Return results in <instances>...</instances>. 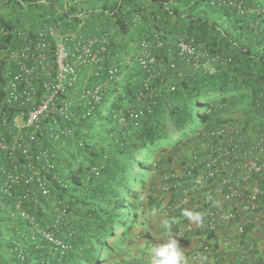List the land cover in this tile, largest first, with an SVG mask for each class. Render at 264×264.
Here are the masks:
<instances>
[{"label": "trees", "instance_id": "trees-1", "mask_svg": "<svg viewBox=\"0 0 264 264\" xmlns=\"http://www.w3.org/2000/svg\"><path fill=\"white\" fill-rule=\"evenodd\" d=\"M49 1L61 6L60 0ZM144 3L159 16H140L136 23L133 17ZM0 4H13L22 13L34 3L0 0ZM97 9L110 20L100 19ZM64 13L66 30L80 21ZM88 13L83 29L109 33L112 25L114 35H118L119 39L111 43L108 60L116 61L117 71L97 104L71 116L67 122L70 135H62L56 142H41L66 156V171L61 177L68 187L54 184L53 190L68 205L66 213L62 217L55 214L51 196L41 197L39 207L48 208L49 213L35 220L36 227H45L60 243L49 241L37 230L32 238L34 227L30 230L28 219L9 220L7 216L8 222L0 225V264H153L152 250L158 242L152 241L148 230L151 216L176 206L183 189L189 190L184 197H189L191 205L209 199L210 177L205 175L204 182L196 185V175L186 172L191 153L197 150L196 158H202L204 145L205 156L219 155L217 144L223 136L216 134L224 128H234L233 133L239 134L251 131L255 137L252 142L263 138L264 148V0H234L231 5L217 0H116L113 5L103 1ZM14 20L5 21L0 16V26L6 30L0 35V43H8L12 23H18ZM158 33L167 42L162 47L165 60H173L181 72L177 73L179 80L175 90L157 97L151 109L142 106L130 115V108L140 104L136 99L143 92L144 70L139 66L137 44ZM180 33L192 37L200 53L219 56L218 62L204 65L205 60L198 57L195 65L190 58L178 62L176 54L167 57L166 47L176 53V46L169 42ZM117 53L125 59H117ZM15 70L11 62L7 72ZM107 70L105 64L88 86L103 82ZM219 135L223 133L219 131ZM169 182L176 184L163 190ZM175 211L173 214L182 219L180 223H175L174 217L164 218L171 223L173 235L186 222L183 214ZM187 232L207 238L213 235L203 228ZM183 264L196 263L186 255ZM242 264L249 263L243 260Z\"/></svg>", "mask_w": 264, "mask_h": 264}, {"label": "built area", "instance_id": "built-area-1", "mask_svg": "<svg viewBox=\"0 0 264 264\" xmlns=\"http://www.w3.org/2000/svg\"><path fill=\"white\" fill-rule=\"evenodd\" d=\"M91 1L94 0H72L71 4L90 5ZM103 1L112 4L115 0H101ZM217 1L225 5L234 2ZM77 16L83 17L82 14ZM51 18L52 16L47 14L43 24L32 34L13 29L11 34L18 35L21 40L19 45L9 48L0 45V87L3 90L0 95V204L2 198L13 199L14 212L30 218L31 222L33 219L23 205L29 204L33 210H37L40 208L38 198H54L52 182H59L55 171L58 166L56 149L44 147L41 142H56L62 135H70L71 130L67 122L71 120V116L81 115L87 110V106L98 103L103 90L116 78L117 71L114 60L110 61L107 78L103 82L96 81L89 87V79L98 77L101 67L109 60V47L114 41L113 31L107 29L110 31L107 33L93 30L86 37L80 36L77 30L59 34L57 26L48 22ZM140 19V15L133 17L136 23H139ZM78 27H82V22ZM164 44L165 42L158 38L154 42L142 40L139 44L138 62L146 78L143 82V92L136 99L141 105L130 108V115L134 109L142 110V106L146 109L152 108L158 96V85L166 84L169 72L176 68V64L171 60H165L162 53ZM173 44L177 48L176 53L172 48L166 47L167 57L176 54L178 60L190 58L195 65H198V57L205 60L204 65L219 60L217 55L212 57L204 51H197L195 40L185 34L181 33L175 41L169 43ZM11 62L16 67L13 73L7 72ZM83 71H86L84 80ZM153 82H156V86ZM172 90L173 85L167 87V91ZM143 98L145 101H141ZM239 142L230 140L222 146L220 154L212 157L197 176L196 185L204 182L205 175L211 179L220 166L228 167L231 158L243 159L245 174L261 171L263 167L258 156L245 158L246 154L243 153ZM260 152L264 157V148L260 147ZM217 162L219 165H216ZM187 173L191 175L192 170ZM225 181L226 179L223 180ZM256 192L259 190L255 189L254 194ZM261 192L264 194V187ZM208 194L210 195V189ZM253 198L254 195L251 199ZM53 204L56 214L64 216L67 204L60 199ZM44 210L41 209L42 212ZM232 216L231 213L220 214V222L227 223ZM41 233L49 241L60 243L54 240L47 230H42Z\"/></svg>", "mask_w": 264, "mask_h": 264}, {"label": "clouds", "instance_id": "clouds-1", "mask_svg": "<svg viewBox=\"0 0 264 264\" xmlns=\"http://www.w3.org/2000/svg\"><path fill=\"white\" fill-rule=\"evenodd\" d=\"M92 3L93 1H91L89 4L91 5ZM113 3L110 4L107 2V4L109 5H113ZM144 4L145 6L142 8L141 12H139V14L136 15L145 16L146 18H153V16H159V14L157 13L154 14L152 10H150V7L148 6L149 4L146 3ZM56 11L60 13H57L56 15L54 11H50L47 12L45 16L47 14H50L52 16V18L48 22L57 26V30L59 34H65L77 30V33L80 34V36L86 37L92 33V31L82 28L86 22L82 19L83 17L79 18L80 21L76 23L75 27H70V28L67 27L68 29L66 30L64 28V25L67 16L65 17L63 15L62 9L56 8ZM86 15L87 14H85V16ZM44 17L42 18L41 25L44 22ZM87 18H89V15H87ZM80 22H82V27H78ZM36 28L33 29L31 33H34ZM111 30L113 31V36H114L113 43H115V41L118 40L119 37L118 35H114L115 33L113 28ZM27 32L30 33V31ZM156 38L161 39L163 42L165 41L162 38H160V33L155 35L151 40L147 38H143V40L154 42ZM140 42H138L137 44L136 54L138 53V47ZM171 42L173 41H170L169 43ZM2 43L3 42H1L0 45ZM165 43L167 44V42ZM111 52H112V44L109 47V56L111 55ZM122 57L123 54L119 56V54L117 53V59L120 60ZM177 61L179 62L180 60L177 59ZM114 62L116 65L115 60ZM171 62L174 61L171 60ZM109 63L110 62L106 61L103 64V66L107 64V67H109ZM178 69L179 68L176 67L174 71L169 72L166 84L158 85L157 97H162L163 94H165L166 96L167 93L169 92L167 91V87L170 85H173L175 90V81H171V77L173 75H177V73H181L180 70ZM141 70L143 69L141 68ZM85 77H86V71H83L82 80H84ZM143 78L144 80L146 78L145 72L143 74ZM90 82H92V78L89 79V83ZM154 83L156 82H153L152 84ZM141 85H142L141 88L143 89V83ZM76 89L79 90V87H77ZM74 95L76 96L77 93ZM233 129L234 128H229L226 130L224 128L219 130L223 133V135H219V131H218V134L216 135L223 136V139L220 138L221 142L217 144V147L221 149V147L225 146L227 142L230 140L235 142L240 141L239 146L241 147L243 153L246 154L245 158H249L250 156H258L261 166L263 167L262 170L259 172H250L249 174H245L243 172V170L245 169L243 166V159L238 157L234 159L231 158L230 160L232 162H230V165L228 167L227 165L220 166L218 171L209 181L210 195L209 194L207 195L209 199H203L202 201L197 200L196 204L191 205L188 202L189 197L188 198L184 197V195L187 194L189 190L183 189L182 190L183 196L181 197V201L176 206L172 205L169 209H163L161 211H157V213L155 212L156 215H154V217L156 216V219L161 221L160 223H157L156 226L157 225L161 226L162 223V228L164 229V231L167 232V238L165 239L164 237H160L161 240H166V241L163 243L158 242V245L155 246L152 253V256L154 255L155 257L153 264H183L184 257L186 255L192 258L195 261V263L201 262L202 264H230L229 262H226V259L229 258L231 252L233 254H236L234 259L235 264H242L243 260L247 261L249 264H262L264 262L263 261L264 248H262L261 250V247H263L264 245L258 248V243H259L258 241L261 240L262 238L261 234L264 235V194H262L261 192L262 188L264 187V172H263L264 157L260 152V147L263 148L262 147L263 138L257 137L258 140L252 142L255 137H251L250 135L251 131L245 132L244 134H239V132L233 133ZM204 149L205 147L203 145L201 149L203 156L202 158L200 157L196 158V154L194 153L197 150H195L194 153L192 152L191 153L192 160L189 163V166L185 167L186 172L188 170H192L191 175L193 176L196 175L194 180L203 171L207 163H209V160L212 157L217 156L216 154L214 155L212 153H209L205 156L204 152L206 151V149L205 150ZM56 153H57L56 161L58 163V166L55 169V171L58 175L59 182L58 181L52 182V187H53L52 194L54 195V198H52L53 203L59 200L53 191L55 190L54 184H58L63 189L68 187L67 182L63 183L62 179L64 178L61 177V173L66 171L65 160H64L66 156L60 153L57 149H56ZM235 155L240 156L241 154H235ZM195 158L196 160L193 161V159ZM216 165H219V162H217ZM190 166H192V168ZM224 179H226L225 182H223ZM175 184L169 182L165 184L163 190L167 191L168 188H173ZM194 188L196 187L193 186V189ZM255 189H258L259 192H256L254 194ZM201 190L204 193L207 192L204 191L203 189ZM252 195H254L253 199H251ZM53 203H52L53 207L51 209L56 214ZM23 208H25L26 211L28 212V215L32 217L33 222H31L30 218L22 217L20 214L14 212L13 199L7 201L6 198H2L0 204V225L2 223L3 225L6 223V220L5 221L2 220L3 218L2 213H4L3 215L4 217L9 216V220L11 218H12L11 220H13V219H18V217H22L30 221L31 224L30 230L32 227L35 228V229L33 228V231H31V237L32 238L36 237L35 230L41 233V231L44 230L45 227L43 226L36 227L38 224L35 223V220L38 217V215L42 216L49 213V209L48 208L45 209L44 212H42L40 208H38L37 210H33L29 204H24ZM175 210H178V212L183 214V218L186 219V222L182 226V229L176 235H173L171 233V223L168 220H164V218H168L169 216L174 217L176 220L174 222L180 223L182 219L179 215L176 216L175 214H173L176 212ZM224 213H231L233 215L227 223L220 222L221 220L219 216L220 214H224ZM151 218H153V216H151ZM191 228L194 229L203 228L209 230V233H212L213 235L210 238H207L206 235L198 234L196 236H203L205 237V240L197 241V239L195 238L196 241L195 240L193 241L192 239L193 235H190L187 232ZM161 234H164V232ZM137 236H140V234ZM184 236L189 237V239L187 241L184 240ZM179 243L181 244V246L179 245ZM17 245L19 244L17 243ZM256 253H258V255H256L255 259L250 262L249 258L252 255H255Z\"/></svg>", "mask_w": 264, "mask_h": 264}, {"label": "crops", "instance_id": "crops-1", "mask_svg": "<svg viewBox=\"0 0 264 264\" xmlns=\"http://www.w3.org/2000/svg\"><path fill=\"white\" fill-rule=\"evenodd\" d=\"M34 3L29 10H31L29 12V10L27 11H24L22 13H19V11L17 9H14L15 6L13 4L11 5H6V6H3L2 4H0V16L5 20V21H8V20H11L12 22H14L16 20H18V23L15 24V23H12L14 24L13 28L14 29H18V30H21V31H32L33 29H35L37 26H40L41 23H42V18L45 16V14L47 12H50V11H54L57 15V13H60L58 11H56V8L57 9H62V12L63 14H65L64 12H68L70 13V15H83V20L86 21L87 20V15H89L88 11H90L91 9L87 10L86 8L89 7V6H92V7H95L97 8L98 5H101L102 2L101 0H94L92 5H77V6H74V9L71 8L70 5L71 2L70 0H60L59 1V4L61 6H57L56 3L52 5L51 1H47V0H29V3ZM63 3V4H62ZM148 4V3H146ZM70 6V7H69ZM149 7H151L150 5H148ZM7 8V9H6ZM2 9V10H1ZM68 10V11H67ZM100 10H96L97 12V15H99V18L104 20L105 16L104 14H100L99 13ZM85 14H87L85 16ZM29 16H30V19H29ZM28 18V19H27ZM20 22V23H19ZM3 34H6V30H4V28L2 26H0V35ZM21 42L20 38L17 37V35H12L11 34V37L8 41V43H2V47L3 48H9V47H14V46H17L19 45ZM179 80V77H177V75H173L171 77V81H178ZM159 226V228H158ZM148 230L149 232L153 235L152 236V241L154 240V233L155 232H158V233H163L164 234H161L160 237H164L165 239L167 238V232L164 231V229L160 226V225H157V228L156 226H153L151 224H149L148 226ZM154 232V233H153ZM195 236V237H194ZM261 240H259L258 242V248L263 246L264 245V235L261 234ZM197 241L198 240H205V237L203 236H196V235H193L192 236V239L193 241L196 239ZM166 240H160V238H156L153 242L157 243V242H165ZM193 247V245H192ZM263 247H261V250H262ZM152 253H153V250H152ZM261 253V252H260ZM235 255L236 254H233L231 252L229 258L226 259V262H229L230 264H235L234 262V259H235ZM258 255V253H256L255 255H252L250 258H249V261L251 262L252 260L255 259V256ZM196 264H202L201 262L199 263H196Z\"/></svg>", "mask_w": 264, "mask_h": 264}, {"label": "rangeland", "instance_id": "rangeland-1", "mask_svg": "<svg viewBox=\"0 0 264 264\" xmlns=\"http://www.w3.org/2000/svg\"><path fill=\"white\" fill-rule=\"evenodd\" d=\"M91 5H92V4H91ZM144 6H145V4H144ZM93 8H94V7L89 6V7H87L86 9L89 10V9H93ZM6 9H7V8H6ZM1 10H2V9H1ZM132 15H134V14L132 13ZM104 18H105V20H110L108 16H105ZM169 18H171V17L168 16V19H169ZM174 19H175V18H174ZM111 23H112V22H111ZM107 26H108V27L110 26L109 23H107ZM111 27H112V25H111ZM112 28H113V27H112ZM209 63H210V62H209ZM211 64H212V63H210L209 65H211ZM207 67H209V66H207ZM2 214L4 215V213H2ZM3 215H2V217H3L2 220H3V221L6 220V222H8V221H7V217H4ZM160 222H161L160 220L156 219V216H155V217L153 216V218L150 219V224L153 225V226H156V224H157V223H160ZM161 224H162V223H161ZM8 225H10V224H8ZM156 228H157V226H156ZM158 228H159V226H158ZM153 233H154V232H153ZM3 237H4V235H1V239H3ZM156 238H160V234H159L158 232H155V233H154V240H155ZM154 240H153V241H154ZM160 240H161V239H160ZM160 243H161V242H160ZM179 245L181 246L180 243H179Z\"/></svg>", "mask_w": 264, "mask_h": 264}]
</instances>
